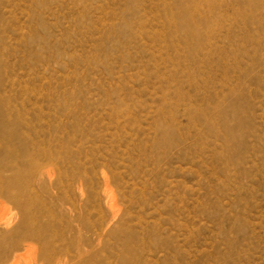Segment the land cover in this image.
<instances>
[{
    "label": "rangeland",
    "instance_id": "obj_1",
    "mask_svg": "<svg viewBox=\"0 0 264 264\" xmlns=\"http://www.w3.org/2000/svg\"><path fill=\"white\" fill-rule=\"evenodd\" d=\"M0 264H264V0H0Z\"/></svg>",
    "mask_w": 264,
    "mask_h": 264
}]
</instances>
